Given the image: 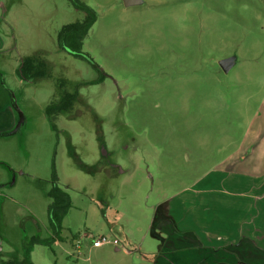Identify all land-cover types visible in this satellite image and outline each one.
<instances>
[{"label":"rangeland","instance_id":"1","mask_svg":"<svg viewBox=\"0 0 264 264\" xmlns=\"http://www.w3.org/2000/svg\"><path fill=\"white\" fill-rule=\"evenodd\" d=\"M78 1L97 15L81 50L98 69L59 47L62 28L86 18L70 0H0V100L20 118L0 137V252L55 238L57 186L70 203L62 241L33 244L34 264H139L160 248L155 207L264 118V0ZM30 56L46 77H19ZM229 57L226 73L219 62ZM98 70L109 77L96 84ZM76 92L70 109L46 114ZM85 233L117 239L119 251L93 248Z\"/></svg>","mask_w":264,"mask_h":264},{"label":"crops","instance_id":"2","mask_svg":"<svg viewBox=\"0 0 264 264\" xmlns=\"http://www.w3.org/2000/svg\"><path fill=\"white\" fill-rule=\"evenodd\" d=\"M16 119L1 99L0 137ZM247 133L239 149L193 187L155 207L152 230L160 248L139 264H264V118Z\"/></svg>","mask_w":264,"mask_h":264},{"label":"trees","instance_id":"3","mask_svg":"<svg viewBox=\"0 0 264 264\" xmlns=\"http://www.w3.org/2000/svg\"><path fill=\"white\" fill-rule=\"evenodd\" d=\"M70 1L76 8L85 12L86 18L82 22H76L64 26L58 35V43L60 47L67 48L81 57L83 40L96 22L97 15L93 9L89 6L83 5L78 0ZM46 67L47 65L44 62H41L36 56H30L21 60L17 74L23 81L34 82L46 77ZM77 99V93L74 95L65 94L60 102L51 104L47 107L46 114L52 119L54 116L70 109ZM49 197L52 200L49 207L52 232L55 238L62 241V222L70 209L69 199L57 186H54L49 192ZM55 238L48 241L35 240L33 244L38 243L51 246L57 241ZM33 244H24L20 250H13L6 254L0 252V264H34L31 258Z\"/></svg>","mask_w":264,"mask_h":264},{"label":"built area","instance_id":"4","mask_svg":"<svg viewBox=\"0 0 264 264\" xmlns=\"http://www.w3.org/2000/svg\"><path fill=\"white\" fill-rule=\"evenodd\" d=\"M84 238L90 241L91 246L93 248H101L106 245H112L115 247L119 246V241L117 239L112 240L109 236H106V235L95 237L90 233H85ZM81 246H82V241L79 239L74 245L75 250L78 254H80Z\"/></svg>","mask_w":264,"mask_h":264},{"label":"water","instance_id":"5","mask_svg":"<svg viewBox=\"0 0 264 264\" xmlns=\"http://www.w3.org/2000/svg\"><path fill=\"white\" fill-rule=\"evenodd\" d=\"M143 3H144L143 0H123V4L125 7L139 6V5H142ZM219 64L221 68L224 70V72L228 73L233 68V66L236 64V57H229V58L223 59L219 62ZM19 124L17 128L14 130V132L19 129Z\"/></svg>","mask_w":264,"mask_h":264},{"label":"flooded vegetation","instance_id":"6","mask_svg":"<svg viewBox=\"0 0 264 264\" xmlns=\"http://www.w3.org/2000/svg\"><path fill=\"white\" fill-rule=\"evenodd\" d=\"M58 44H59V43H58ZM59 47H60V46H59ZM60 49L63 50V51H66L67 53H69V54H71V55H73V56H75V57H79V58H81V59H85V60L91 62V64H92L94 67H96V69H98V67L94 64V62L92 61V59H90L88 56L84 55L83 52H82V56L80 57V56H78L77 54L71 52V51H70L69 49H67V48L60 47ZM98 72H100V75H99L98 80L96 81V84H99V83L103 82L105 79H107V78L109 77V75L106 74L105 72H103L102 70H98ZM85 85H86V84H85ZM76 93H77L78 98H79V94H78V92H76ZM64 95H65V94H64ZM64 95H63V96H64ZM63 96H62V98H63ZM62 98H61V99H62ZM61 99H60V100H61ZM77 100H78V99H77ZM59 102H60V101H59ZM57 103H58V102H57ZM51 104H56V103H51ZM51 104H50V105H51ZM48 106H49V105H48ZM12 108H13V107H12ZM13 109H14V108H13ZM14 111H15V109H14ZM15 112H16V111H15ZM16 115H17V113H16ZM17 118H18V115H17ZM19 122H20V118H18V120L16 121V126H15L14 130L17 128ZM14 130L8 132V134H10L11 132L13 133ZM14 133H15V132H14ZM8 134L6 133L5 135H8ZM55 243H56V242H55Z\"/></svg>","mask_w":264,"mask_h":264}]
</instances>
